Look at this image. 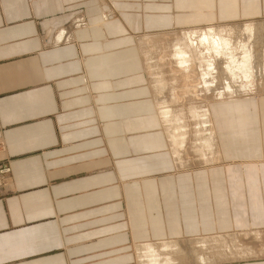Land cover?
I'll list each match as a JSON object with an SVG mask.
<instances>
[{"label":"crops","instance_id":"obj_1","mask_svg":"<svg viewBox=\"0 0 264 264\" xmlns=\"http://www.w3.org/2000/svg\"><path fill=\"white\" fill-rule=\"evenodd\" d=\"M168 12L254 20L264 0H0V87L26 94L40 147L21 156L44 161L0 206V264H138L139 247L264 232V93L209 103L217 162L177 165L137 44Z\"/></svg>","mask_w":264,"mask_h":264},{"label":"bare ground","instance_id":"obj_2","mask_svg":"<svg viewBox=\"0 0 264 264\" xmlns=\"http://www.w3.org/2000/svg\"><path fill=\"white\" fill-rule=\"evenodd\" d=\"M173 18V15L168 12L165 15L166 20L163 25L165 27L173 26ZM198 23L197 21L195 24H187L186 26L189 28L187 32L177 33V39L172 48L168 46L169 56H171V60H168V62L174 66L172 68L174 76L171 79L173 83L170 84L164 80V71L160 70L162 75L158 72L159 66L164 63L161 61L156 68V74L161 75L156 80L154 86L157 93L154 94L153 86L151 87L156 106L157 125L164 135V140L167 141L176 164L184 166L183 156L187 151L186 146L193 138V142L198 145L195 147L193 143L190 144L191 147L195 150L197 157L205 159L207 168H209L217 162V157H219L217 156L209 117V103L212 102H203L202 108L189 107V115L196 119L195 131L192 133L191 138L188 136L183 115L179 111L181 109L173 107L174 104L179 103L180 99L172 85H175L177 81H181L182 77L185 79L183 83L189 84L184 87L182 91L184 94H194V97H196L200 93L203 96L205 93H214L221 98L218 100L220 102H222L223 98L233 99L236 98V95L242 98L248 95L245 93L254 88L255 82L259 78L260 80L261 78L264 79V23L248 22L240 23L239 25L236 22H224L222 24L218 23L221 24L220 26L216 25V27H209L208 29H200L199 27L192 29L189 27L197 26ZM235 35L242 37L237 38ZM146 43V38H139L137 40L141 56L144 59L145 71L150 77L149 66L146 63L144 55L146 53L145 49L148 51L152 50V48L150 49V46H147ZM258 48H260L259 55H256L257 52L255 51ZM153 49L157 50L156 47ZM255 59L258 60L260 67L255 66L256 70H253ZM152 66H156L155 63ZM194 77L198 80L196 85H192L194 84ZM225 93L228 95L224 97ZM259 96H255L254 98H258ZM200 109L203 110L198 111ZM206 132L207 136L204 134ZM257 233L200 237L189 242V247H182L174 242L139 247L136 249L137 263L178 264L180 259H184L189 253L192 254L196 262L203 264L232 259L238 255H245V250L249 253L253 250L252 247L256 246L254 242H256ZM245 240H251L252 242H246ZM212 251L216 252L211 254ZM211 255L220 257L213 258ZM250 256H253V254H250Z\"/></svg>","mask_w":264,"mask_h":264},{"label":"rangeland","instance_id":"obj_3","mask_svg":"<svg viewBox=\"0 0 264 264\" xmlns=\"http://www.w3.org/2000/svg\"><path fill=\"white\" fill-rule=\"evenodd\" d=\"M234 22H236V24H239V25H240V23L243 24V23H248V22H251V23H253V22L254 23H259V22L260 23H264V17L260 18V19H254V20H245V21L243 20V21H234ZM218 23L222 24L224 22H217V23L216 22H210V23H207V21H205L204 23L197 24V26L195 25L194 27H192V26H189V27L192 28V29L195 28V27H199L200 29H205V28L208 29L209 27H216V25L220 26L221 24H218ZM83 24H84V21L82 19H76V20H74L72 22V26L73 27H76L78 25L82 26ZM148 29H151V30H149V32L146 33L147 35L146 34H142V36L140 38H146L147 46H150V49L152 48V50H148V51H147V49H145L146 53L144 51V53H145L144 58L146 57L145 60H146V63L148 64V66H149L151 86H153V92L155 94V93H157V90L154 89L155 82H156V80H158V77H161V75H162V73H160V70L162 72L164 71V73H163L164 80L167 83H170V84L173 83V82H171V79L174 76V74L172 72V68H174V66L172 64H169V62H168V60L169 61L171 60V56H169V48H168V46H170V48H172L173 44L176 42L177 33H179V32H187V30L189 28L187 26H185L183 28H178L179 29L178 30L174 26L165 27V25H162L161 27H150ZM154 32H155L156 36L154 35ZM163 32H165V33H163ZM161 33H163V34H161ZM150 34H151V36H150ZM65 37L67 38V36H65ZM235 37L238 38V37H242V36L235 35ZM61 39L62 38H60V40ZM144 43H145V41H144ZM155 47L157 48L158 51L153 49ZM259 50H260V48H258L255 51V52H257L256 55H259ZM161 61H163L164 63H163V65L159 66L158 64ZM255 61L253 63V70H256L255 66H258V68L260 67V64H258V60L255 59ZM154 63H155L156 66H152ZM158 66H159L158 72L161 75L156 74L157 73L156 68ZM180 80L181 81H177L175 85H172V87L175 88V91H176L175 93L179 95L178 97L180 99L179 103L174 104L173 107L175 109H181L179 111L183 115V120H184V123L186 125V130H187L188 136L191 137L192 133L195 131L194 128H195V125H196V119L192 118L191 115H189V113H188L189 107H193L194 106L195 108L196 107L202 108L201 105L203 104V102H205V101H207V102H216V101L220 100L221 98L216 96L217 94L215 95L214 93H205L204 96H203V94L200 93L196 97H194V94L186 95L182 91H183L184 87L188 86L189 84L186 85L185 83H183L185 79H183L182 77H181ZM193 80H194V84H192V85H196L198 80L195 77H194ZM215 93H217V92H215ZM261 93L262 94L264 93V79L263 78H261V80L259 78L255 82L254 88L251 91H248L245 94H248L246 96H252V97L256 96L257 97L259 95L261 96ZM227 95L228 94L225 93V95H223V96L225 97ZM238 96L239 95H236V98H233V99H239ZM243 97H245V96H243ZM259 97H258V99H259ZM226 98H228V97H226ZM226 100L227 99L223 98V100H221V101L224 102ZM218 102H220V101H218ZM204 105L206 106V104H204ZM202 110L203 109H200L198 111H202ZM204 134H206V136H207V132L204 133ZM190 144H193L195 147H196V145H198V144H195V142H193V138H192L191 141L189 142V144L186 146L187 151H186L185 155L183 156V161L185 162L184 166H186V168H190V169H197V168H202L204 166H207V164L204 161L205 159H201L200 157H197V154L195 153V150L191 147ZM218 144H220L219 141H218ZM181 166H183V165H181ZM255 241L256 242H254V243H255L256 246L252 247L253 250L250 253L245 250V252H246L245 255H238V256H236L234 258L246 257V256H250V254L251 255L253 254L254 256L255 255L264 256V232L258 233ZM215 252L216 251H212L211 254L215 253ZM211 256L213 258H219L220 257V256H215V255H211ZM194 262H196V261L193 259L192 254L189 253L187 256L184 257V259H180V261L178 263L179 264L180 263L181 264H193Z\"/></svg>","mask_w":264,"mask_h":264},{"label":"snow or ice","instance_id":"obj_4","mask_svg":"<svg viewBox=\"0 0 264 264\" xmlns=\"http://www.w3.org/2000/svg\"><path fill=\"white\" fill-rule=\"evenodd\" d=\"M19 88L18 83L0 87V206L25 196L35 182L33 176L43 170L41 157L21 156L40 144L34 126L23 123L31 112L26 94L17 91Z\"/></svg>","mask_w":264,"mask_h":264}]
</instances>
